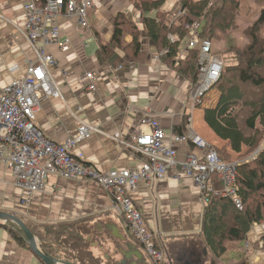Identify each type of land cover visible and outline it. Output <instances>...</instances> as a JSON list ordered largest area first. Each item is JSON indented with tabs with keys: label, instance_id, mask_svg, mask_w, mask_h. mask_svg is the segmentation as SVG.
Returning <instances> with one entry per match:
<instances>
[{
	"label": "crops",
	"instance_id": "crops-1",
	"mask_svg": "<svg viewBox=\"0 0 264 264\" xmlns=\"http://www.w3.org/2000/svg\"><path fill=\"white\" fill-rule=\"evenodd\" d=\"M135 1L94 0L93 9L87 14V29L80 26L77 17L60 18L59 33L69 40L70 48L64 51L55 46L50 48L58 62L53 74L61 86L63 98H48L42 102L37 126L51 140L63 142L77 135L78 121L72 116L71 110L80 120L99 125L107 136L93 134L80 141L75 152L100 170L140 168V158L121 149L108 137L125 134L139 127L140 113L151 111L155 114L165 130L167 142H172L174 130L183 122L187 108L189 84L181 77L177 80L171 69L154 60V47L146 39L142 48L146 54L145 64L130 62L121 51L108 65L98 64L95 31L106 42L110 41L113 18L119 13L129 15V20L137 23L140 13L135 9ZM159 1L164 2L162 12L178 15L181 11L180 0ZM0 12L10 20L23 23L24 0H0ZM258 13L255 10L249 18L242 20L240 31L252 24ZM150 15L156 16V13L151 12ZM138 25L141 26L140 23ZM240 31L236 32V36L244 43L246 40L241 37ZM128 38V43L132 42L130 35ZM34 58V52L26 41L15 34L8 24L0 21V87L25 77L28 62ZM120 64L123 70L115 72L114 68ZM85 72L96 75L93 93L86 92L81 84ZM215 91L195 111L192 126L213 146L218 147L226 143L213 134L204 120V110L216 105L219 94ZM139 128L145 133L150 132L147 126ZM188 151L201 153L190 144H180L177 145L178 159L183 160ZM215 187L221 188L222 185L215 181ZM134 197L143 218L158 236L160 247L164 251L168 250L173 261L175 251H178V256H182L184 252H190L191 248L199 249L202 246L200 234L205 203L191 180L179 183L169 175L164 180L142 181ZM25 198L15 187L13 176L0 164V213L11 214L26 224L46 226L88 218H94L97 223L110 220L121 227L143 251L130 236L125 220L113 213V201L109 193L94 182L51 176L43 193L34 195L29 198L30 203L23 204ZM6 227L0 225V264H42L27 247L11 236L10 227ZM263 235L261 228L254 226L246 240L250 248H246V242L241 246L236 242L229 253L233 257L247 253L248 264H264Z\"/></svg>",
	"mask_w": 264,
	"mask_h": 264
},
{
	"label": "built area",
	"instance_id": "built-area-1",
	"mask_svg": "<svg viewBox=\"0 0 264 264\" xmlns=\"http://www.w3.org/2000/svg\"><path fill=\"white\" fill-rule=\"evenodd\" d=\"M94 0H24L25 20L23 23L10 20L0 12V21L10 26L13 32L22 37L34 52L35 58L28 62L25 77L0 87V164L13 176L15 187L26 197L23 204L30 203L29 198L41 194L51 176L65 180L91 181L104 188L112 198V211L123 218L130 236L145 252L151 264H165V251L158 243V236L149 227L136 206L135 195L140 182L164 180L169 175L182 183L191 180L204 203L208 195L232 198L237 208L242 209L241 199L237 195V167L245 161L256 158L264 149V143L243 162L223 160L215 146L201 136L192 126L195 108L204 104L224 69L225 62L214 55L212 42L198 41L200 21L195 20L189 29L188 47L199 49L197 62L199 78L194 87H190L187 108L183 116L187 117L184 135L173 134L172 142L167 137L158 117L151 111L140 113L139 127L147 126L145 133L135 127L118 136H108L119 147L141 159L139 169L100 170L87 163L81 154L75 152L78 143L93 134L106 135L101 127L87 123L71 114L78 121L77 135L63 142L47 137L37 126V116L41 104L48 98H63L61 86L53 71L58 66L50 48L68 50L70 42L59 33V19L77 17L81 27L87 29V14L93 9ZM185 12H179L178 15ZM174 43L176 35H169ZM161 53L154 54V60L160 63ZM123 65L114 68L123 70ZM92 72H85L81 84L88 93L95 91ZM190 100V101H189ZM190 144L201 153L188 151L183 160L178 159L177 145ZM222 185L215 187L214 178ZM259 226L264 233V221ZM246 248H250L246 241ZM248 264V263H247Z\"/></svg>",
	"mask_w": 264,
	"mask_h": 264
},
{
	"label": "trees",
	"instance_id": "trees-1",
	"mask_svg": "<svg viewBox=\"0 0 264 264\" xmlns=\"http://www.w3.org/2000/svg\"><path fill=\"white\" fill-rule=\"evenodd\" d=\"M163 4L159 0H136L139 21L131 22L125 14L119 13L114 20L110 41L106 42L95 31L98 64L108 65L118 51L136 65L145 64L146 54L142 48L146 39L155 53H161L160 63L192 88L199 78V49L188 47L189 29L186 26L195 20L200 21L198 41L208 40L213 47L223 42L225 52L231 57L228 62L226 56L216 53L226 61L214 86L219 94L216 105L204 110L205 123L218 139L226 143L223 149L215 147L223 160L229 161L231 157L225 150L242 158L251 156L264 143V0H180L181 12H185L181 15L162 12ZM252 5L260 8L258 17L240 31V22L254 13ZM151 12L156 16L150 15ZM238 31L246 42L239 41ZM126 34L132 37V42L128 43L126 36L129 35ZM169 35H176L179 40L172 43ZM186 127L187 117L184 116L174 133L184 135ZM244 149L247 154H243ZM236 187L242 209L237 208L232 198L214 193L208 195L205 204L200 237L219 264H226L224 256L232 244L246 242L251 229L264 221V149L256 158L238 165ZM95 224L94 218L54 226L25 223L49 256L72 264H89L86 260L81 261V252ZM8 229L19 244L27 247L15 231ZM236 258L235 264L248 262L247 253Z\"/></svg>",
	"mask_w": 264,
	"mask_h": 264
},
{
	"label": "water",
	"instance_id": "water-1",
	"mask_svg": "<svg viewBox=\"0 0 264 264\" xmlns=\"http://www.w3.org/2000/svg\"><path fill=\"white\" fill-rule=\"evenodd\" d=\"M110 223V224H109ZM0 225L8 226L15 231L25 242L27 248L44 264H72L49 256L40 246L37 238L27 229L25 223L15 216L0 213ZM94 248H99L97 255ZM190 252H184L178 256L174 252V261L168 250H165V264H219L211 255L204 244L198 248H191ZM83 257L81 261L89 264H151L144 252L127 236L124 230L103 220L93 226L90 235L86 238V244L82 247Z\"/></svg>",
	"mask_w": 264,
	"mask_h": 264
},
{
	"label": "rangeland",
	"instance_id": "rangeland-1",
	"mask_svg": "<svg viewBox=\"0 0 264 264\" xmlns=\"http://www.w3.org/2000/svg\"><path fill=\"white\" fill-rule=\"evenodd\" d=\"M251 8H252V10H253V12L256 10V11H258V12H260V8L258 9V8H256L254 5H252L251 6ZM118 15V14H117ZM116 15V16H117ZM115 16V17H116ZM114 17V16H113ZM115 17L113 18V23H112V29H114V20H115ZM126 17L129 19V15H126ZM131 21V20H130ZM132 22V21H131ZM100 34V33H99ZM126 35H129V34H126ZM129 36H126V40L129 42V38H128ZM223 42H219V43H216L215 44V47H214V55L216 56V57H218L219 59H221L223 62L224 61H228V62H231V57L225 52V48H224V46H223ZM216 53H218V54H220V55H224V56H226L225 57V59H223V57H221V56H219L218 54H216ZM172 71V70H171ZM173 72V71H172ZM176 74V73H175ZM175 77L177 78V80L179 79V77L180 76H178V74H176L175 75ZM180 80V79H179ZM190 85H189V89H190ZM188 89V91H187V99H188V96H189V92H190V90ZM214 90H216L215 88L211 91V93L205 98L206 100H204V104H205V102L207 101V98L208 97H212L213 95H214V93H213V91ZM217 91V90H216ZM215 91V92H216ZM218 92V91H217ZM188 101V100H187ZM190 101V100H189ZM195 111L197 110V108H195L194 109ZM194 114H195V112H194ZM195 129V128H194ZM225 146L223 145H221V146H216V148H218L219 150L220 149H223ZM226 152H228V154H230L231 155V157H230V159H229V162H236V163H239V162H243V159H245V158H248L249 156H245V157H241V155H238V154H234L232 151H230V150H225ZM244 152H243V154H247V152H246V149H244L243 150ZM242 154V155H243ZM241 157V158H240ZM24 222V221H23ZM35 225V224H34ZM201 238V237H200ZM202 240V239H201ZM203 241V240H202ZM240 246H241V244H243V243H238ZM231 246V245H230ZM99 248H94V253L95 254H97L98 252H99ZM224 260H226V264H235L236 262H237V258L236 257H233V254H231V253H229L228 252V254L226 255V256H224Z\"/></svg>",
	"mask_w": 264,
	"mask_h": 264
},
{
	"label": "bare ground",
	"instance_id": "bare-ground-1",
	"mask_svg": "<svg viewBox=\"0 0 264 264\" xmlns=\"http://www.w3.org/2000/svg\"><path fill=\"white\" fill-rule=\"evenodd\" d=\"M96 76V75H95ZM140 211V210H139ZM264 236V235H263Z\"/></svg>",
	"mask_w": 264,
	"mask_h": 264
},
{
	"label": "clouds",
	"instance_id": "clouds-1",
	"mask_svg": "<svg viewBox=\"0 0 264 264\" xmlns=\"http://www.w3.org/2000/svg\"><path fill=\"white\" fill-rule=\"evenodd\" d=\"M129 237V235H127Z\"/></svg>",
	"mask_w": 264,
	"mask_h": 264
}]
</instances>
